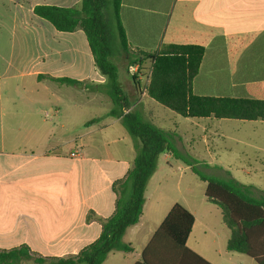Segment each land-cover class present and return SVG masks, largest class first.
<instances>
[{"label": "crops", "instance_id": "obj_1", "mask_svg": "<svg viewBox=\"0 0 264 264\" xmlns=\"http://www.w3.org/2000/svg\"><path fill=\"white\" fill-rule=\"evenodd\" d=\"M82 1L0 0V250L25 245L34 258L75 257L100 237L104 222L116 209L113 186L125 178L136 157L133 139L121 119L110 115L113 103L106 121L77 120L74 114L87 105L99 104L103 95L109 98L101 90L107 79L95 64L85 32L81 28L59 31L35 12L39 6L79 9ZM120 19L129 45L128 51H122L130 63L122 66L114 56L111 60L118 68L128 110L137 109L147 120L161 125L163 115L153 105L146 85L137 86L133 81L131 66L135 64L130 60L170 44L205 47L193 81L196 95L264 100V0H122ZM129 82L126 89L124 84ZM69 88L88 92V99L80 103L60 98L61 89L67 92ZM205 119L211 123L193 122L201 128L205 143H209L210 132L219 140L231 141L221 146L226 153L241 147L243 162L264 167V131L258 126L253 133L228 135L214 125L216 118ZM243 122L264 124L261 120ZM169 132L176 134L182 152L180 132ZM73 140L74 146L68 147ZM172 159L170 153L160 155L146 187L140 222L124 235L133 251L111 252L103 264L142 260L144 249L175 205L154 202L156 222L146 216L148 191L154 185L153 191L158 192L164 179L157 176L172 167ZM219 168L226 178L230 174L241 184L252 186L254 197L263 192L256 181H242L238 167L222 164ZM243 173L252 170L243 169ZM206 201L210 205L183 204L195 216L187 247L211 264H256L253 258V262L237 258L227 249L230 237L228 252L223 251L222 232L212 230L203 219L205 213L222 215V211ZM198 223L202 230H194Z\"/></svg>", "mask_w": 264, "mask_h": 264}, {"label": "trees", "instance_id": "obj_2", "mask_svg": "<svg viewBox=\"0 0 264 264\" xmlns=\"http://www.w3.org/2000/svg\"><path fill=\"white\" fill-rule=\"evenodd\" d=\"M122 0H83L81 8L39 6L35 12L50 21L56 29L73 32L81 28L87 37L92 55L100 73L106 77L101 86L113 103L110 115L119 117L134 142L136 157L125 178L113 186L117 194L114 214L106 219L100 237L84 247L75 257L34 258L27 246L0 250V264H103L111 252H132L124 242L129 227L140 222L146 202L145 191L157 170L161 154L170 153L188 164L193 173L207 184L205 196L217 205L231 232L227 249L253 258L264 264V191L254 197L252 186H245L231 177L220 179L207 175L196 167L176 145V134L159 128L147 120L139 110L129 109L119 80V71L111 58L116 49L128 51V38L121 23ZM205 47L200 45H165L153 53H143L132 64L151 60L152 66L146 84L150 98L184 118L237 119L264 121V100L196 95L193 81L200 71ZM44 78V76H39ZM138 86L137 75H132ZM60 83L80 85L69 78H52ZM195 216L176 203L156 230L144 249L142 260L136 264H211L187 247Z\"/></svg>", "mask_w": 264, "mask_h": 264}, {"label": "rangeland", "instance_id": "obj_3", "mask_svg": "<svg viewBox=\"0 0 264 264\" xmlns=\"http://www.w3.org/2000/svg\"><path fill=\"white\" fill-rule=\"evenodd\" d=\"M129 50V45H127ZM138 55L133 56L130 61L135 60ZM114 58L118 61L122 66H128L129 60L126 58L125 53L122 50L116 49ZM152 66V61L147 60L140 64V66L133 65L131 66V75H137V81L144 87L148 83V76L150 74ZM123 75V74H121ZM125 77V76H121ZM126 89L129 88L130 82L124 84ZM88 92L80 89V88H69L67 92H64L61 89L60 98H70L74 99L77 102L82 103L83 101L88 99ZM152 101V100H151ZM155 106L157 112L163 115V121L161 125L156 123V125L165 131H175L180 132V138L184 144V148L182 153L185 154L186 157L190 158V160H196V167L202 171L203 173L214 176L220 179H226L225 173L220 170V165H232L238 167L239 176L232 171L235 175H237L242 181L251 182L256 181L258 188L264 191V167L258 166L255 164H250L247 162H243L242 156L237 149L232 150L229 153H226L221 149V146L224 142L231 143V141L227 140H219L217 137L213 136L212 133H208L209 143L204 142V134L199 127H195L193 122L202 121L204 123H211L208 121L209 119H189L184 118L175 112L171 111L163 107L162 105L156 103L154 100L152 101ZM112 105V101L107 96L103 95L101 97V101L96 105H87L82 109H78L74 112L77 120H90L92 118H100L103 121H106L108 117V110ZM221 126L222 130L225 134L235 135V133H240L239 135H244L245 133H253L255 131V126H258V129L264 131V124L255 125L251 122H243L237 120H217L215 119L214 125ZM240 124V125H238ZM238 126H242L240 130H238ZM116 135L113 136L115 138ZM67 141L66 140H62ZM62 144V143H61ZM75 144V140L69 142L68 147H73ZM220 144V145H218ZM212 150V151H211ZM172 167L168 168L165 172L159 173L157 178H162L164 181L161 184V188L158 192L153 191V186L150 187L148 191L149 195V204L147 207V218L152 222H156V218L153 215L152 206L154 202H159L160 205H166L171 207L172 205L178 203L181 205H189L199 207L201 203L208 204L205 197L206 183L201 181L199 177L193 173L188 164L179 159H172L171 161ZM229 163V164H228ZM244 170H252L251 174L244 175ZM214 206V205H211ZM217 208V207H213ZM220 212V209H217ZM200 214L198 213L199 220L201 221ZM146 218V217H145ZM205 219L212 230H217L222 232V249L224 252H228L226 250V241L228 237H230V230L226 226L223 216L219 213L218 215L214 212L207 214L205 213ZM194 230H202L200 223H198L197 227ZM235 254L237 258H243L245 260L252 261V258L241 253L232 252ZM22 264H35L33 260L23 261Z\"/></svg>", "mask_w": 264, "mask_h": 264}, {"label": "built area", "instance_id": "obj_4", "mask_svg": "<svg viewBox=\"0 0 264 264\" xmlns=\"http://www.w3.org/2000/svg\"><path fill=\"white\" fill-rule=\"evenodd\" d=\"M125 113H128L129 112V110L128 109H125V111H124Z\"/></svg>", "mask_w": 264, "mask_h": 264}]
</instances>
